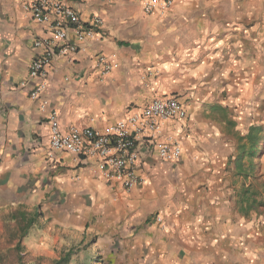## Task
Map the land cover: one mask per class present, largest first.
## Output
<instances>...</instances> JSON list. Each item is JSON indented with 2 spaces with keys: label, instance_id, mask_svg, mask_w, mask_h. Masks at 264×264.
Masks as SVG:
<instances>
[{
  "label": "clouds",
  "instance_id": "9594fccd",
  "mask_svg": "<svg viewBox=\"0 0 264 264\" xmlns=\"http://www.w3.org/2000/svg\"><path fill=\"white\" fill-rule=\"evenodd\" d=\"M0 264H264V0H0Z\"/></svg>",
  "mask_w": 264,
  "mask_h": 264
}]
</instances>
